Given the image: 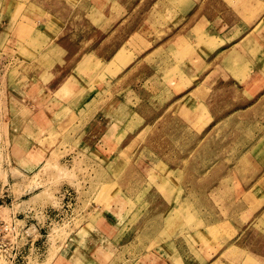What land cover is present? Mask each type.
Instances as JSON below:
<instances>
[{
	"label": "rangeland",
	"instance_id": "rangeland-1",
	"mask_svg": "<svg viewBox=\"0 0 264 264\" xmlns=\"http://www.w3.org/2000/svg\"><path fill=\"white\" fill-rule=\"evenodd\" d=\"M117 1L0 0V23H7L5 39L8 37L3 41L4 35L0 36V195L8 191L14 195L11 206L2 203L0 215L16 227L11 242L18 249L15 262L0 255V264H52L70 241L83 246L94 240L96 235H91L97 234L95 231L114 254L106 258L107 263L97 260L103 264H264L260 254L261 250L264 253V241L259 243L256 238L255 245L262 247L246 253L230 244L240 236L248 218H218L206 227L198 217L212 208L220 212L225 207L230 185L213 192L211 183L237 174L230 170L235 164L230 161V119L221 122L222 118L230 117L234 108L255 103L264 109V87L247 88L244 104H230V75L217 67L213 76L223 87L219 96L199 97L197 107L193 105L197 110L179 103L167 107L174 96L164 89V79L174 84L178 59L171 60L173 53L161 43L170 34L164 30L173 27L168 23L177 12L179 16V7L165 11L162 5L168 0ZM197 4V10L187 12L188 18H196L198 13L211 22L225 11L214 5V0ZM110 46L118 50L108 57L105 52ZM191 48L188 45L190 53ZM209 50L203 53L205 61L212 57ZM80 52L90 56L80 59L71 73H60ZM38 53H43L40 58ZM64 53L69 54L62 57ZM15 55H27V62H20ZM179 60L189 65L193 58L187 55ZM159 65L167 70L152 72ZM75 79L79 84L72 89ZM87 100L92 104L83 105ZM117 101L121 103L116 105ZM148 102L152 106H147ZM178 109L190 113L187 119L196 116L188 137L169 121ZM148 112L149 116L156 114L149 124ZM57 115L62 117L59 123L53 122ZM263 117L264 113L252 117L262 121L258 133L264 131ZM104 135L107 137H101ZM20 140L27 146L25 157L31 158L25 161L32 165L26 175L6 167L17 163L20 155L11 152ZM199 166L212 168L202 171ZM249 173L261 177L264 170L250 169ZM200 174L201 186L193 187L191 183ZM8 176L28 182L27 188L9 187ZM184 190L186 194L198 193L196 204L184 200ZM256 191L253 197L259 195L258 188ZM247 197H240L247 210L254 203L255 212L264 210V202H245ZM24 202L34 210L35 225L26 227L25 221H16L19 204ZM105 219L111 232L102 229ZM40 230L38 240L26 237L38 235ZM163 242L170 244V254L161 247ZM84 252L89 254V250ZM85 260L83 255L81 264H86Z\"/></svg>",
	"mask_w": 264,
	"mask_h": 264
},
{
	"label": "crops",
	"instance_id": "crops-1",
	"mask_svg": "<svg viewBox=\"0 0 264 264\" xmlns=\"http://www.w3.org/2000/svg\"><path fill=\"white\" fill-rule=\"evenodd\" d=\"M162 1L165 2L166 0H162ZM178 1L179 0H168V4L163 3L162 5L165 11L167 9L171 11V9L174 8L173 7L174 5L179 7L178 9L179 16L177 12V15L171 19L170 23H168L167 26H173V27L172 28L169 27L164 30V33L167 34L168 32H170V34L168 35V38L163 40V43H161V45L164 46L163 48L164 50H168L169 53H173L174 56L171 55L170 59L175 60V58H177L179 62V63L177 62L178 65L176 66L178 67L177 68L178 75H174V84L169 85L167 83L168 79H164L165 82L164 89L166 90L168 89V91L171 92L170 93L171 96H174V98L171 100L170 104L167 107H171L172 109L173 104L179 103L178 104L179 106L181 105L187 107L190 106V109H193L194 108L193 105L197 107L198 104L195 102V100L196 99L198 100L199 97L201 100H203L205 97L206 99H208V96L209 97L210 96L213 97L215 95L219 96V92H220L219 90L221 89L222 86H220V84L216 82L217 79L214 80V78H216L217 76L216 77L213 76L216 72L217 67L219 69L221 68L223 73H228L230 75V84H228L227 86V88L230 89V104L231 102L237 103L240 101H242V104H244L245 96L243 95V92L245 89L251 88L253 90H259L264 87V0H256V1L255 0H214V2L216 3L214 5L219 7L220 10L224 9L225 11L222 17H217V19L219 20H216L214 18L211 22H207V19H204L203 14H200L202 16H197L199 15L198 13H196V18L193 17L188 18L187 12L192 11L194 9L197 10L198 8L197 3H201L202 0H180L179 2ZM118 3L119 1L116 0V4ZM152 3H155V1L152 0ZM88 5H89L88 6L89 9L92 8V5H90L89 2ZM150 8L151 6H149L148 9ZM81 15L86 17L84 14ZM88 19L89 21H93L90 18ZM37 23L42 24L39 22ZM1 35L2 36L4 35L3 41L7 40L8 37H6L5 39V35H7V23L6 24L0 23V36ZM206 36L212 39V41L210 40L208 41ZM183 44H185L184 48H182ZM188 45L190 47L193 46L191 50L194 53L191 52L189 54V57L193 58V60L192 63L189 64L190 66L187 65L188 63L186 61H185L186 64L183 66L180 65L181 61L179 59H182L183 57H187L186 49ZM207 48L210 49L209 51L212 50V57L209 61L208 60L205 61L203 57V53H207L206 51ZM106 49H108V51L105 52L106 56L111 57L114 54V51L118 50V47L110 46V47H106ZM42 54L38 53L37 58H40ZM68 54L69 53L67 54L64 53L62 57H66V55ZM26 56L27 55L18 56L16 58L20 62L21 61L27 62ZM51 56L54 57L53 54ZM88 56L90 55L89 54L86 55L83 52L74 55L70 59V61H73L72 62L73 64H70V66L66 68V70L60 69V73H64V74L71 73L72 70L74 71L76 69L78 65V61ZM125 56H127L126 53ZM172 62H170L172 64V67H175ZM161 69H163V71L167 70V68L159 65V67L157 68L154 67L152 72L160 73ZM168 70L170 69L168 68ZM260 83L261 85L258 86V84ZM204 94L205 97L203 98ZM260 100L258 102H260ZM92 102L93 101L91 100H87L84 101L83 105L84 104L89 105L92 104ZM115 103L117 105L120 104L121 102L117 101ZM67 104H68L67 106H69V104L71 105V103L68 102ZM147 104H148L147 106H152L153 103L148 102ZM167 107L164 111L168 109ZM196 107L194 108V110H197ZM186 111L187 110L176 112L174 115L170 117L169 121H172V123L176 124V127L174 129L179 131L182 130L181 132L184 133V136L188 137L190 136L188 132H193L191 122L193 120H196V116L193 120L191 118L187 119V116L190 113L187 114ZM263 111L264 109L262 108V106L259 107L255 103L253 105L251 104V106H247L242 109L234 108L232 111H230V117H227L226 119L222 118L221 122L230 119V161L232 160L235 163L230 165V170L232 172L236 171L235 173L237 174L230 173V177L227 176L221 179L224 180L223 182L217 181L215 184H213L212 182L211 184L213 185V188L210 191L220 192L221 190L219 189V187L226 186L225 188L227 189V186L230 185V197H228L230 199L226 204L229 205L230 209L229 211H227L225 205V207L224 206L222 207V210L220 212H215L214 208H212L210 212H206V211L202 212L200 216L197 214V210H194L195 213L200 218L203 225H205L206 227L212 226V224L217 223L220 218L230 217V220L236 218L238 220L240 218L247 220L248 218L249 220H247L248 222H246L243 230L240 232V236L234 238L230 242V244L238 245L240 247L239 249H242L244 253H246L247 250L249 249H258L257 247L259 248L262 247L263 244H260L259 246L255 245L254 240L256 238L259 243H262L264 241V210H261L260 212L257 213L255 212V209H252L254 208L255 203L251 207L249 206V210H247L246 204L242 205L240 203L242 200L240 197L243 196L245 197L246 194H248L249 197H247L245 202L246 201H249V203L254 201H256L257 203L264 202V193H261V185L264 186V174L261 177H255V176L253 177L250 173L248 174V171L250 169L264 170V131L258 133V131L263 127L261 125L262 121L259 119L253 120L252 118L254 115H257V113L258 114L264 113ZM182 113H184L186 117L183 116ZM106 114H108V112ZM106 114H104L105 122L106 120H108V116H106ZM157 114H159V112ZM55 117H58L59 119L56 120ZM55 117L53 119V122L54 121L57 123L61 122L62 117H60L59 115ZM151 117H156V114L151 113V116H149V112H148L147 114L148 124L150 120H152ZM254 122H258L259 124H254ZM97 124L98 126H101L102 124L101 117L97 118ZM148 128H151V126L148 125ZM256 132L257 134H255ZM14 135H17L15 137L21 136L20 134H14ZM105 136L107 137V135L101 137H105ZM16 145L20 146V148L18 146L15 147L16 149H14L11 153L14 152L20 155L17 159V163L14 162L11 167L7 165L6 167L7 169L9 168L8 170L10 171L11 169H14L17 172L26 175L27 173L26 169L30 168L32 165L30 163L26 164L25 161L31 160V158L29 157L28 159V157L27 158L25 157V154L27 152L26 151L27 146L25 145V142L23 140H20L18 143L16 142ZM236 154H238L237 158L235 157ZM246 157L248 158L247 160ZM199 167L200 170L202 171L203 169L208 170L212 168L210 166L208 167L199 166ZM239 170L242 171L241 174L238 173ZM202 176L203 174H200L197 177V179L196 177L194 178V183H191L194 184L192 185L193 187H196L197 185L198 187L201 186L203 181ZM7 180H8L7 185L9 187L17 184L19 185L18 186L19 189L27 188L25 186L28 182L23 183L16 181L11 176H8ZM257 188L259 190L258 191L259 195L256 194V196L253 197L255 195V192H257L256 191ZM8 190H12V189H8ZM209 192L206 190V193ZM181 193L185 198H188V199H184L185 201L187 200V202L189 203L194 202L196 204L197 202L196 197L198 193L189 192L188 194H186L185 190L182 191ZM202 193L203 192H201L200 189L199 194ZM2 197H3V204L5 203L7 206H11L13 204L14 195L11 194L9 191L7 192L6 195H3ZM19 205L20 208L17 211L16 221L18 222L25 221L26 227L30 225H35V220L33 217L34 210L32 209L31 205L27 204L26 202L21 203ZM191 205L195 209L198 208L197 205L194 204ZM199 210H202V208ZM226 213L228 214L225 215ZM104 221L105 224L104 227H102L103 231L111 232L110 225L109 227H107L108 221L106 219ZM32 227L34 228V226ZM92 230L95 229L92 228ZM40 232L41 230L38 231V235L34 233L31 237L33 238L34 236V239L36 238L38 240L39 238L42 237ZM91 232L93 231H90V234ZM95 232L97 234L93 233L91 235V236L96 235L94 236V240H92L91 242L88 241L84 242L83 246L78 244L76 241H70V243L66 245L67 249H65L63 253H60L52 264H55L56 260H57L56 262L60 264H81L83 261V255L86 256V260H85L86 264H87V260H89L88 264H103V262H98L97 260H104L105 263H107L106 258L108 256L109 257L114 256V254L106 244H103L101 240L102 236L98 235L97 231ZM241 239L244 240L243 244L239 243ZM100 240L101 242H99ZM166 243L167 242H163L161 247L164 250L169 251L170 254L171 246H169L170 245L169 244L167 245L169 248H167ZM134 246L135 248H138L136 244ZM261 249H264V247H262ZM87 250H89L88 255H86L84 252ZM261 251L260 254L264 256V253ZM22 252L26 253L27 247L24 248ZM81 252L83 255L81 254ZM261 259L264 261V258ZM134 264H139V263L136 261ZM140 264H146V263L141 262Z\"/></svg>",
	"mask_w": 264,
	"mask_h": 264
},
{
	"label": "built area",
	"instance_id": "built-area-1",
	"mask_svg": "<svg viewBox=\"0 0 264 264\" xmlns=\"http://www.w3.org/2000/svg\"><path fill=\"white\" fill-rule=\"evenodd\" d=\"M3 203V197L0 195V208ZM16 234V227L0 216V255H7L10 262H15L17 259L18 249L11 242V238ZM28 239H32L30 235L26 236Z\"/></svg>",
	"mask_w": 264,
	"mask_h": 264
},
{
	"label": "bare ground",
	"instance_id": "bare-ground-1",
	"mask_svg": "<svg viewBox=\"0 0 264 264\" xmlns=\"http://www.w3.org/2000/svg\"><path fill=\"white\" fill-rule=\"evenodd\" d=\"M179 1H180V0H179ZM179 1H178V2H179ZM76 3H77L76 5H78V4H79V1L76 2ZM167 3H168V2H167ZM82 5H83V4H82ZM161 15H162V14H161ZM189 45H190V44H189ZM186 50H187V51H186V54L189 56V54H190V50H189V49H186ZM179 55H180V54H179ZM189 64H191V63H189ZM180 65H183V66H184L185 64H184V62H183L182 64L180 63ZM175 66H176V65H175ZM189 66H190V65H189ZM173 68H174V67H173ZM174 69H175L176 71H175ZM174 69H173V72H174V71H175V72H178V70H177L176 68H174ZM72 77H75V75L73 74ZM77 80H78V79H75L74 83L72 84V89H74L76 86H78L79 82H77ZM162 184H163V183H162ZM163 186H164V184H163ZM185 199H187V198H185ZM202 226H203V225H202Z\"/></svg>",
	"mask_w": 264,
	"mask_h": 264
}]
</instances>
